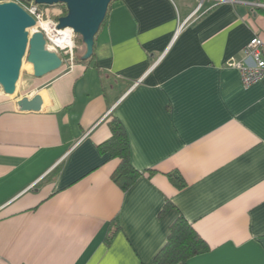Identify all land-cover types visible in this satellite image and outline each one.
Returning <instances> with one entry per match:
<instances>
[{
    "label": "crops",
    "instance_id": "crops-1",
    "mask_svg": "<svg viewBox=\"0 0 264 264\" xmlns=\"http://www.w3.org/2000/svg\"><path fill=\"white\" fill-rule=\"evenodd\" d=\"M256 5L112 0L91 59L0 96V264H156L179 219L209 247L186 264H264V80L230 66L264 38ZM112 116L141 173L126 190L99 149Z\"/></svg>",
    "mask_w": 264,
    "mask_h": 264
},
{
    "label": "water",
    "instance_id": "water-1",
    "mask_svg": "<svg viewBox=\"0 0 264 264\" xmlns=\"http://www.w3.org/2000/svg\"><path fill=\"white\" fill-rule=\"evenodd\" d=\"M31 2L32 0H20ZM37 5H64L67 14L58 19V29H72L81 37L85 46L83 61L94 54L95 39L103 26L112 0H34ZM36 20L15 2L0 4V86L6 96H14L25 57L32 64L33 76L42 78L63 67L61 56L47 47L41 32L31 33ZM44 107L42 94L33 98L23 97L17 109L41 112Z\"/></svg>",
    "mask_w": 264,
    "mask_h": 264
},
{
    "label": "trees",
    "instance_id": "trees-1",
    "mask_svg": "<svg viewBox=\"0 0 264 264\" xmlns=\"http://www.w3.org/2000/svg\"><path fill=\"white\" fill-rule=\"evenodd\" d=\"M66 14L67 9L65 8L62 16ZM74 56V63L83 64L88 61H83V54L77 51H75ZM108 126L111 130V137L101 144L99 149L103 154L109 155L110 159L119 160V165L113 174V180L123 190H126L138 180L141 173L132 165L130 142L123 123L112 116ZM169 178L173 185L178 188L182 189L186 185L181 175L170 174ZM208 250L207 243L198 235L192 225L184 219H179L171 227L167 243L156 257V264H186L190 258Z\"/></svg>",
    "mask_w": 264,
    "mask_h": 264
},
{
    "label": "built area",
    "instance_id": "built-area-1",
    "mask_svg": "<svg viewBox=\"0 0 264 264\" xmlns=\"http://www.w3.org/2000/svg\"><path fill=\"white\" fill-rule=\"evenodd\" d=\"M15 2L21 5L31 16L36 20V26L31 33L41 32L44 34L47 40V47L51 51L57 52L59 55L63 54V65L68 64L69 67H73L75 50H74V38L73 46L71 47H59L50 38V33L53 31H61L58 29V19L54 21L47 14L45 6L37 5L34 0L31 2H22L20 0H0L1 3ZM257 7L264 8V5H256ZM201 4L197 10L185 21L179 24L177 34L182 32L185 26L200 10ZM49 29V30H48ZM69 29V28H67ZM66 30V29H64ZM50 31V32H49ZM73 31V30H72ZM74 33V32H73ZM75 37V34H74ZM230 66L235 67L239 70L242 78V82L245 87H249L259 81L264 80V38L256 35L250 43L243 49L242 57L239 60H233Z\"/></svg>",
    "mask_w": 264,
    "mask_h": 264
},
{
    "label": "rangeland",
    "instance_id": "rangeland-1",
    "mask_svg": "<svg viewBox=\"0 0 264 264\" xmlns=\"http://www.w3.org/2000/svg\"><path fill=\"white\" fill-rule=\"evenodd\" d=\"M44 8L45 10H47V14L50 16V18L54 21H57V19H59L61 15L64 13L66 7L64 5H56V6H51V7L45 6ZM73 38H74V50L80 54H84L85 46L82 42L81 37L76 34L74 37V33H73ZM60 56L63 58L62 52L60 53ZM32 73H33V69L30 66V62L28 61V58L25 57L23 61V67L21 70L20 79L17 83L18 87H17L16 94L14 96H5L2 90V87L0 86V96L7 98V99H13L16 95L17 96L20 95L22 93L23 87H27L29 75Z\"/></svg>",
    "mask_w": 264,
    "mask_h": 264
},
{
    "label": "bare ground",
    "instance_id": "bare-ground-1",
    "mask_svg": "<svg viewBox=\"0 0 264 264\" xmlns=\"http://www.w3.org/2000/svg\"><path fill=\"white\" fill-rule=\"evenodd\" d=\"M33 30H35V28L32 29L31 32ZM50 38L59 47H71V46H73V31H72V29L61 30L59 32L53 31L52 33H50ZM30 66L32 68L31 63H30Z\"/></svg>",
    "mask_w": 264,
    "mask_h": 264
}]
</instances>
